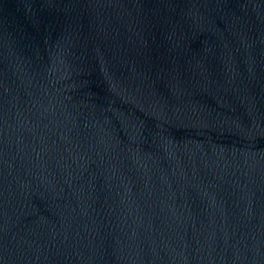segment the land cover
<instances>
[{
    "label": "water",
    "instance_id": "water-1",
    "mask_svg": "<svg viewBox=\"0 0 264 264\" xmlns=\"http://www.w3.org/2000/svg\"><path fill=\"white\" fill-rule=\"evenodd\" d=\"M0 264H264V0H0Z\"/></svg>",
    "mask_w": 264,
    "mask_h": 264
}]
</instances>
